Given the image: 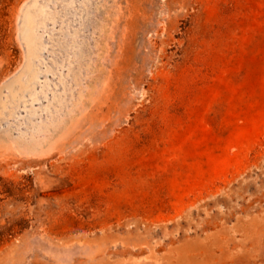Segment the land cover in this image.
<instances>
[{"label": "rangeland", "instance_id": "obj_1", "mask_svg": "<svg viewBox=\"0 0 264 264\" xmlns=\"http://www.w3.org/2000/svg\"><path fill=\"white\" fill-rule=\"evenodd\" d=\"M0 264H264V0H0Z\"/></svg>", "mask_w": 264, "mask_h": 264}]
</instances>
